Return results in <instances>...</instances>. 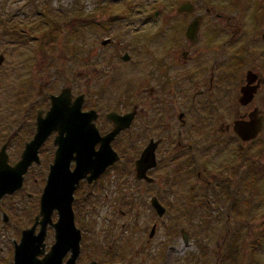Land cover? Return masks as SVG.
Wrapping results in <instances>:
<instances>
[{"label": "flooded vegetation", "instance_id": "1", "mask_svg": "<svg viewBox=\"0 0 264 264\" xmlns=\"http://www.w3.org/2000/svg\"><path fill=\"white\" fill-rule=\"evenodd\" d=\"M31 1L35 8L39 7L38 13L47 16V13L51 12L46 0ZM126 3L129 4L127 1ZM108 4L94 6L93 12L88 14L105 12L109 9ZM175 7L176 12L173 10L175 13L168 14L164 20L166 38L162 42L165 47L163 55L145 68V78L141 86L131 94L133 99H136V94L140 96L138 102L133 100L131 106L123 103L116 106V103H113L111 107L108 103H101V107L96 102L98 99L102 102L105 99L103 86H99L100 93L99 90L93 93L85 88L77 95L69 86L71 102L78 95H82L81 111H95L93 123L100 137L115 128L116 122L111 115H132L130 121L121 120L120 124L126 125L110 142L119 159L107 166L92 181L83 177L73 192L74 225L80 231L79 252L75 264H168V256H172L169 250L175 255L184 253L180 254L181 257L174 256L171 264H208L210 258L204 251L200 252V243L203 250H208V254L214 251V264H232L233 249L239 256L240 262L237 264L246 263L249 222L247 189L248 186L252 190L256 188L255 182L248 184L247 179L245 181L243 177L248 169L246 152H238L234 162L232 156L235 153L224 150L221 156L229 160L225 163L219 161L217 164L213 161L214 156L209 153L214 152V148L231 144V138L238 143L257 137L264 140V26L257 33L260 45L254 48L261 57L255 54L249 56L251 66L248 67L247 56L254 52L247 50L245 46L247 32L240 19L237 23L235 20L231 21L230 16L222 8L213 6L211 1L179 0L178 6ZM78 9L75 8V14L81 15V9ZM158 14L154 13L155 16ZM2 15L0 30L4 32L7 24ZM48 22L49 29L43 34L44 41L53 37L51 29L53 24L56 25L53 18H48ZM191 22H194L196 28L188 34ZM215 26L222 27L223 32L215 30ZM214 30V33L218 32V39L224 38L223 47L218 49H212L209 44L200 42L202 38L209 41V36ZM104 39L109 40L106 44L114 42L112 34L102 41ZM168 39L174 46L165 43ZM181 41L184 42L185 48L179 47ZM231 47H235L234 52ZM126 54L127 59L124 58ZM120 58L126 62L130 55L124 52ZM5 60V55L1 52L0 95L5 99L0 98V113L6 109L14 111V108L17 109L16 102L22 103L18 109L21 118L11 127L5 128V132L0 131L3 133H0V153L4 152L6 164L13 167L22 160L27 143L34 139L40 122L51 108L52 97L59 95L66 83L63 80L58 91L49 89V84L54 82L57 72L54 70L52 76L48 73V78L39 82L37 89L31 86L29 81L39 75L41 68L38 64L41 59L38 56L35 66H32L31 70L27 68L28 73L25 74L24 81L26 87L22 89L21 82L17 83V79L15 84L10 85V81L8 83L3 79L6 73H3L5 68L2 64ZM116 67L115 64L112 69ZM45 71L43 68L41 72ZM86 73L81 83L84 87L92 79ZM236 92H239V105L233 104L235 115L226 116L225 110L230 109V100ZM252 118L260 121V131L255 138L243 140L234 130L235 123L250 121ZM2 127L0 124V128ZM24 127L26 128L21 130ZM227 131H234V136L231 133L227 135ZM57 134V131L49 133L40 146L38 160L33 159L29 163L23 173L21 187L0 197V231H4L10 220L16 217V221L10 226H15L17 233H0V264H14L17 251L21 258L28 251L30 255L27 260L30 261L36 252H39L36 259L43 260L53 249L57 256L62 254L53 264H70L73 235L64 234L62 251V248L57 246L59 234H56L55 223L58 221L59 210L56 206L51 209V221L42 245L40 234H23L33 226L40 214L41 197L56 153L54 140ZM125 142L144 144L133 155L131 152L136 146H131L126 151L123 145ZM149 144L154 146L156 165L149 167L145 176L139 177L136 161ZM100 145V141H97L95 150ZM122 153L132 160L131 165L117 166ZM204 158L207 160H203ZM74 166L75 161L72 160L70 169ZM257 170L255 180L260 182L264 179V163ZM10 198L14 199L13 202L6 205L5 200ZM153 200L158 201L164 208L162 214H159L153 205ZM232 205L236 208L237 215L232 214ZM171 209L173 224H179L184 218L191 221L189 213L192 212L193 218L202 221L204 225L215 220L222 222L220 229L225 231L220 234L200 235L194 234L189 227L181 226L178 229L180 234H173L175 240L180 236L181 244L172 246L167 237L169 234H166L168 226L165 219V214ZM211 212H215V215H211ZM124 217L127 221H121ZM237 221L240 226L232 234V223ZM161 228L165 229L164 234H158ZM39 229L40 224L36 226L35 233H38ZM138 231L142 233L137 234ZM125 232L127 234H123ZM215 236L219 239L213 248L212 241ZM191 238L196 244L197 254L185 251Z\"/></svg>", "mask_w": 264, "mask_h": 264}, {"label": "rangeland", "instance_id": "2", "mask_svg": "<svg viewBox=\"0 0 264 264\" xmlns=\"http://www.w3.org/2000/svg\"><path fill=\"white\" fill-rule=\"evenodd\" d=\"M42 1L43 0H40V2ZM46 1L48 9L51 11L50 13H47V16L46 14L38 13L39 7L35 8L31 0H0V16L3 14L2 17L6 19L7 24L4 32H1L0 30V53L2 52L6 59L5 63L2 64L5 71L2 72L7 74H4V76L7 77L3 76V79L7 80L8 83L10 81V85L15 84V80L17 79V83L21 82V88L24 89V87H26L24 81L26 79L25 74L28 73L27 68L29 67L31 70L32 66H35L38 56H40L41 60L38 63L41 67L39 69V75L33 78L32 81H29L31 86L33 85L36 89L41 80L48 78L46 77L48 73H51L52 76L53 71L57 70L55 78L53 79L54 82L49 84V89L54 91H58L60 85L63 84V80H65V86L72 87V90L76 95L83 92L85 88H88L95 93V91L99 90V86H103L105 95L104 101L102 102L96 97V99H98L96 104L101 107V103H108L111 107L113 103H116V106L121 103L131 106L133 100L138 102V97L140 96L136 94V99H133L131 98V94L135 92L137 87L141 86V82L145 78V68L148 67L157 57L163 55L162 52L165 47L162 42L166 38V25L164 20L168 14L176 12L175 6H178L179 0ZM126 1L129 4H127ZM205 1H211L213 6L222 8L227 15L230 16L231 21L235 20V23H237L239 19L241 20V23L247 32L245 46L247 50H252L254 52L250 55L247 53V66H251L249 65L251 61L249 56L255 54V56L261 57L258 51L254 50V48L260 45L258 43L260 37L257 36V33L264 26V0ZM104 3H109L108 10H105V12L102 13L99 12V14H88L93 12L94 6H102ZM75 8L81 9L82 14H75ZM173 10H175V12H173ZM85 13H87V15H84ZM154 13H157L158 15L155 16ZM64 14L67 16H64ZM48 18L55 19L56 25L54 26L53 24V29H51L53 37L44 41L43 34L49 29ZM216 22L218 21L216 20ZM213 23L215 25L214 21ZM215 30L219 33L223 32V28L219 26H215ZM215 30L212 31L209 36V41L207 38H202L200 41L203 44H209V47L212 49L223 47L224 38L218 39V32L214 33ZM111 34L113 35L114 42L104 45L102 39L110 37ZM219 35L221 36V34ZM181 40L184 41L182 37ZM183 41H181L180 48H185ZM169 42L170 39L165 43L168 44ZM200 42L198 44H200ZM228 49H226V53H228ZM231 51L234 52L235 47H231ZM124 52H128L130 55L129 60L126 62H123L120 58ZM115 64L117 67L112 69ZM43 68L46 69L45 72H41ZM80 71L82 72V75H80ZM85 73L87 76L92 77V79L90 82L88 81L87 85L84 87L81 83L83 81L82 77L86 76ZM66 75L68 78L64 79ZM20 77H23V79ZM10 85L8 84V86ZM7 88L9 89V87ZM12 88L13 87H11V89ZM45 93L46 88L44 89V94ZM98 93H100V90ZM238 94L239 92L234 93V96L230 100V104L239 105L237 99ZM0 98L5 99L3 95H0ZM16 104L17 109L14 108V111L9 109L1 111L0 124L3 127L0 128V131L5 132V128L9 126L11 127V125L21 118L19 115L20 113L18 114V109H20L22 103L16 102ZM232 105L230 106V109L226 108V116L235 115V108L234 105ZM3 123L8 125L5 126ZM26 127L21 128V130ZM217 130L216 132L218 133L219 130ZM227 132V135H230V133L233 135L234 131ZM256 135L252 138H255ZM230 140L232 141L231 144L225 146L229 147V149H226L224 146L223 148H214V152H210L209 154L210 156H214L213 161L217 164L219 161L225 163L229 160L224 159L221 156L227 150L231 151L233 154L235 153L232 156V161L234 162H236L238 152H246L248 169L245 171L243 177L245 178V181L247 179L248 184L255 182L256 188L254 189L255 193L253 195L254 200L252 203L255 206L252 208L249 207V222L247 225L248 253L245 264H264V179L260 182L259 180H255L258 174V167L264 163V140L258 137L251 141L241 143L236 142L234 138H231ZM143 144L144 143L142 142L135 144L130 142L123 143L126 147V151H128L131 146H136V149L131 152L133 155L143 146ZM120 155L121 160L117 163L118 167L131 165L130 162H132V160L127 159L125 153ZM203 160H207V158H204ZM217 166H219V164ZM247 190L248 197L250 198V193H253L251 187L248 186ZM23 198L26 197L23 196ZM13 200V198L8 199L7 201L5 200V204L9 205ZM123 208H126V206H123ZM215 212H211V215L214 216ZM172 215V209L165 214L168 226L166 234H169L167 237L169 242L172 243V246L181 244L180 236L176 240L173 237V234H180L178 229L181 226L189 227L194 234L200 235L220 234L225 231V229H220L222 222L215 220L204 225L202 221H196L193 218L192 212L189 213L191 221H187L184 218L179 224H173ZM15 218L16 217H13L7 224L6 229L0 231V233L5 232V234H17L16 227L10 226V224L16 221ZM236 219L239 218L236 217ZM121 221H127V218H121ZM1 222L0 219V224H2ZM232 225H234V229H232L234 234L239 228L240 222H233ZM164 232L165 229L161 228L158 231V234H164ZM141 233V231L137 232V234ZM120 234H122V229H120ZM123 234L127 233L125 232ZM194 237H196V235ZM217 237L218 236L213 237V248L216 247L215 242L219 239ZM205 238L207 239V237ZM195 245L196 244L191 238L190 245L185 248V251L197 254ZM199 247L200 252L204 251L207 254V257L210 258L208 264H214V251L211 254H208V250H203V248H201V243ZM170 252L172 256H168V264H171L174 256L181 257L184 254L179 253L175 255L171 250H169V253ZM215 252L217 253L216 250ZM236 254L237 252L233 249V260L231 258L232 264L240 262L238 259L239 256ZM200 258H202V255H200Z\"/></svg>", "mask_w": 264, "mask_h": 264}, {"label": "water", "instance_id": "3", "mask_svg": "<svg viewBox=\"0 0 264 264\" xmlns=\"http://www.w3.org/2000/svg\"><path fill=\"white\" fill-rule=\"evenodd\" d=\"M195 28L194 22H191L187 30L188 34L192 31L194 32ZM108 41V39H104L102 42L106 44ZM124 58L127 59L128 55L126 54ZM82 101V95H78L71 102V88L69 86L63 87L59 95L52 97L51 108L46 117L40 122L34 139L27 143L22 160L17 165L10 167L6 164L4 152L0 153L1 197L4 194H11L21 187L23 173L26 171L29 163L33 159L38 160L40 146L49 133L57 131L58 134L54 140L56 153L41 197V211L33 226L26 229L23 234H40L39 238L42 245L47 226L51 221V209L53 206H56L59 210L58 221L55 223L56 234H59L57 246L60 249L62 248L61 250L63 251L65 243V239H63L64 234L73 235V251L70 264H75V258L79 252L80 231L74 225L72 210L75 187L83 177H87L89 181H92L107 166L112 165L119 159L118 153L112 148L110 142L115 134L126 125L120 124L121 120L127 119L130 121L132 117L131 114H128V116L111 115L116 122L115 128L100 137L93 123V119L96 117L95 111L82 112ZM260 128L261 123L255 118H252L250 121H236L234 126L235 132L243 140L254 137L260 131ZM97 141H100L101 145L95 150L94 147ZM72 160L75 161V166L71 170L70 163ZM155 165L154 146L149 144L136 161L137 175L139 177L145 176V171ZM88 173L90 174L88 175ZM153 205L157 208L159 214L164 212V208L158 201L153 200ZM38 224H40V229L38 233H35V228ZM25 254L21 258V255L17 251L14 264H53L55 263V259L59 260L62 255L57 256L53 249L45 255L43 260H37L35 254V257L33 259L30 258V261H28L27 257L29 258L30 253L26 251Z\"/></svg>", "mask_w": 264, "mask_h": 264}, {"label": "trees", "instance_id": "4", "mask_svg": "<svg viewBox=\"0 0 264 264\" xmlns=\"http://www.w3.org/2000/svg\"><path fill=\"white\" fill-rule=\"evenodd\" d=\"M252 190V189H251ZM252 192L253 193H250V198L248 197V214H249V207L250 208H252V207H254L255 205L254 204H252L253 203V200H254V198H253V195H254V193H255V190H252ZM231 212H232V214L233 215H235L236 214V208L232 205V209H231ZM237 215V214H236ZM254 233V232H253ZM232 234H233V232H232ZM259 234V233H258Z\"/></svg>", "mask_w": 264, "mask_h": 264}]
</instances>
